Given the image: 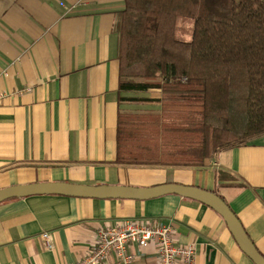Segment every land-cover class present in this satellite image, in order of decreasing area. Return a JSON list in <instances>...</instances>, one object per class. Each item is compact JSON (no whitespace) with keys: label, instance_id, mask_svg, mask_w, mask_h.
<instances>
[{"label":"crops","instance_id":"1","mask_svg":"<svg viewBox=\"0 0 264 264\" xmlns=\"http://www.w3.org/2000/svg\"><path fill=\"white\" fill-rule=\"evenodd\" d=\"M122 8L123 0H0V192L47 184L195 187L224 202L264 257V135L196 168L115 162L118 112L159 110L118 104L113 26ZM127 221L170 225L175 243L193 248V264H253L222 218L187 197L36 192L0 202V264H77L101 230ZM128 252L134 264L157 262L154 244L129 245ZM99 264H116L114 255Z\"/></svg>","mask_w":264,"mask_h":264},{"label":"trees","instance_id":"2","mask_svg":"<svg viewBox=\"0 0 264 264\" xmlns=\"http://www.w3.org/2000/svg\"><path fill=\"white\" fill-rule=\"evenodd\" d=\"M113 32L118 104L159 106L118 112L117 164L196 168L264 135V0H123Z\"/></svg>","mask_w":264,"mask_h":264},{"label":"water","instance_id":"3","mask_svg":"<svg viewBox=\"0 0 264 264\" xmlns=\"http://www.w3.org/2000/svg\"><path fill=\"white\" fill-rule=\"evenodd\" d=\"M50 193L78 198L95 199H128L145 201L165 195H180L206 204L214 210L226 224L233 240L240 251L253 263L264 264V257L249 240L235 216L224 202L211 192L195 187H184L175 184L155 187L152 189H133L121 187H83L74 185H36L26 188H14L0 192V202L10 199L20 193Z\"/></svg>","mask_w":264,"mask_h":264},{"label":"built area","instance_id":"4","mask_svg":"<svg viewBox=\"0 0 264 264\" xmlns=\"http://www.w3.org/2000/svg\"><path fill=\"white\" fill-rule=\"evenodd\" d=\"M3 95L0 93V100ZM45 246L52 250L48 234H42ZM150 244L156 247V264H193L194 253L191 246H178L173 238L170 225H150L124 222L118 228L104 229L97 234V242L88 255L77 264H99L113 254L116 264H134V255L128 252L129 245L146 248Z\"/></svg>","mask_w":264,"mask_h":264},{"label":"rangeland","instance_id":"5","mask_svg":"<svg viewBox=\"0 0 264 264\" xmlns=\"http://www.w3.org/2000/svg\"><path fill=\"white\" fill-rule=\"evenodd\" d=\"M193 21L179 19L176 23L175 38L181 42H190L192 37Z\"/></svg>","mask_w":264,"mask_h":264}]
</instances>
